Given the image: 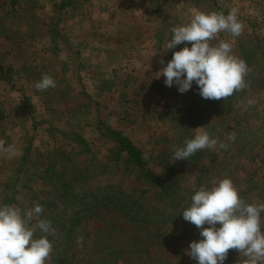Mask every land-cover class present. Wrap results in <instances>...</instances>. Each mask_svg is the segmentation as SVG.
Masks as SVG:
<instances>
[{
  "label": "rangeland",
  "instance_id": "rangeland-1",
  "mask_svg": "<svg viewBox=\"0 0 264 264\" xmlns=\"http://www.w3.org/2000/svg\"><path fill=\"white\" fill-rule=\"evenodd\" d=\"M232 8L238 10L242 34L221 32L212 43H232L233 54L248 66L247 86L221 100L203 99L195 83L184 93L175 85L166 87L164 77H157L165 66L160 60L166 64L185 46L166 50L170 29L190 22L198 11L227 15ZM253 49V57L243 54ZM0 64L9 69L7 76L0 72V205L27 210L30 198L45 199L34 163L48 158L35 154L26 165L18 161L29 140L40 154L50 151L57 134L50 131V139L48 128L72 132L61 142L58 138V146L69 147L79 166L92 163L87 170L93 173L75 181L77 193L124 183L144 190L142 200L155 203L156 180L164 171L162 177L178 176L184 203L201 186L210 188L225 177L246 203H264V0H0ZM44 74L55 79V88H35ZM105 124L142 149L143 170L125 159L116 162ZM32 126L35 132L28 131ZM197 127L214 136L217 146L199 151L197 161L195 156L175 160V149L193 138ZM73 131L85 141L74 142ZM5 136L15 156L4 151ZM23 166L37 173L29 188L16 183ZM100 212L76 228L87 245L74 237L67 264H196L188 248L202 239L200 229L183 215L173 225L145 227L122 220L116 227L118 212L105 207ZM261 224L264 230V213ZM101 235L108 246H117L119 258L103 253ZM224 264L249 262L230 249Z\"/></svg>",
  "mask_w": 264,
  "mask_h": 264
},
{
  "label": "clouds",
  "instance_id": "clouds-1",
  "mask_svg": "<svg viewBox=\"0 0 264 264\" xmlns=\"http://www.w3.org/2000/svg\"><path fill=\"white\" fill-rule=\"evenodd\" d=\"M170 31L166 50L180 44L185 46L174 51L166 64L163 58L160 60L165 66L157 77H164L166 87L175 85L180 93H184L195 83L203 99L221 100L247 86L248 66L233 54L232 43H212L221 32L233 37L242 34L243 24L236 8L227 15L198 11L190 22L174 26ZM55 87V79L47 74L35 83L39 91ZM197 129L193 138L175 149V160L191 158L201 150L217 146L218 140L214 136L199 130L200 127ZM220 147L225 145L220 144ZM4 151L16 155L11 146ZM42 212L43 207L39 204L27 210L0 205V264H46L53 250L48 237L54 235L55 230L50 221L40 218ZM181 212L185 221L200 229L202 239L190 242L188 248V254L196 264H224L230 249L243 253L249 264H264L261 224L264 203H246L230 178L220 179L210 188L201 186L195 190L190 205ZM205 224L208 227H204ZM37 231L42 235L37 236Z\"/></svg>",
  "mask_w": 264,
  "mask_h": 264
},
{
  "label": "trees",
  "instance_id": "trees-1",
  "mask_svg": "<svg viewBox=\"0 0 264 264\" xmlns=\"http://www.w3.org/2000/svg\"><path fill=\"white\" fill-rule=\"evenodd\" d=\"M218 8L220 7L218 6ZM56 31L57 34L55 38H59L60 34L58 29H56L55 32ZM254 50L255 49L252 51L245 50L243 54L247 53L246 57L249 55L253 57L255 55ZM3 69L4 67L0 64V72H3V74L7 76L9 69L5 71ZM20 125L22 126L24 124ZM79 128L82 129V126ZM28 131L35 132V127L32 126ZM50 131L54 133L56 132L57 134L55 135V139H57V141L54 139V145H49L50 151L40 154L39 148L32 145L33 141L29 140L25 148L22 150L23 155L18 161L19 163L26 165L30 158H33L35 154L37 159L42 155L43 157L46 156V158H48L47 161L42 160L34 163V165L37 164L34 171L38 172V175H40L37 180L40 178L44 181L42 183V187L44 188L43 194L45 195V199L39 200V202L36 203L34 202L35 200L30 198V207L32 208L36 204L41 205L43 207V212L41 213L40 218L50 221L52 228L55 230V234L48 237L53 244V250L48 257V264L68 263L67 260L70 257L69 252L73 238L77 237L79 240V235H77L79 231L76 228L79 224L85 223L87 220L89 222L90 219L94 218L98 212L102 215L103 213L100 212L102 207L109 208V210L119 213V218L117 219L119 221L115 224L116 227L123 222L122 220L136 225L141 224L140 226L149 227L152 225L155 226L157 222H164L166 224L172 223L173 225L174 222L178 221L180 215H182L181 210L190 205V199L187 203H184L186 197L182 195V192H184L183 188H181L176 181L178 180V176L175 175L172 178L162 177V175L165 174L164 171L163 173L160 172L161 176L158 180H156L160 191L159 194H156L153 197V199L157 197L155 203H149L148 201H145V199L142 200L145 195L144 190L138 191L129 189L124 185V183H122V187L120 185L118 186L120 188L116 187V184H111L103 186L98 190L88 191L87 193H77L75 189L79 187L78 185L75 186V181L79 182L84 179L85 172H89L90 174L93 173L92 171L87 170V168H93L91 165L92 163L90 162V166L88 165V167L86 166L83 168L74 160L75 158L71 155L73 151H71L69 147L63 148L62 146H58V138L61 142L63 139L62 137L68 138L71 136L69 134L72 132L68 130L61 132L55 130L54 128H48L47 133L50 139H53L52 137H54V135L51 136L52 132L50 133ZM103 131L114 143V147H112L111 150L113 151V157H115L116 162L120 159H125L128 163L136 166L138 170H143V151L129 136L125 135L121 130L106 124L104 125ZM29 134L30 133L27 132V135ZM73 134L74 142L81 143L85 141L77 131H73ZM10 140L7 141L6 138V140L2 142V145L5 148H8ZM193 156H195L194 160L197 161V158L200 157V153L197 152ZM20 172H18V178L22 176V179L16 178V183L18 184V182L22 181L21 185H28V188L32 186L33 177H35L37 173L28 171V168H24V166ZM152 173L154 172H150L151 177L155 175ZM67 176H69L70 179L76 180L70 182L67 180ZM48 185L50 186V192L46 193L45 188ZM79 195L81 196L79 197ZM59 199H62L60 205L58 204ZM112 223H114V221H112ZM120 227L123 228V226ZM90 228L92 227L90 226ZM96 228V232L100 233L102 229L101 226ZM36 235L40 236L42 234L37 231ZM104 237L105 235H101L99 238L101 242L100 247H104L103 253L114 258L119 256L116 248L117 246H108V243L102 241ZM79 243L83 246L87 245L84 239H82ZM107 263H110V261L108 260Z\"/></svg>",
  "mask_w": 264,
  "mask_h": 264
}]
</instances>
